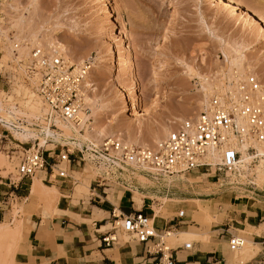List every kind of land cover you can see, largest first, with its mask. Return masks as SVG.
Segmentation results:
<instances>
[{"label":"rangeland","instance_id":"obj_1","mask_svg":"<svg viewBox=\"0 0 264 264\" xmlns=\"http://www.w3.org/2000/svg\"><path fill=\"white\" fill-rule=\"evenodd\" d=\"M215 1L0 0V100L4 110L10 112L14 108L17 111L16 120L24 126L28 125V128L39 130L43 126V116L36 119L32 109L26 105L29 95L35 93L34 102L42 108L46 107L34 85L23 78L12 61L15 56L27 62L31 48L36 43L45 46L47 50L51 45L63 43L71 46L78 57H92L93 61L100 57V66L96 71L92 69L95 75L92 73L91 83L94 85L87 87V93L95 100L90 104L86 101L93 108L88 122H93L94 126L102 128L109 135L119 133L126 140L131 137L138 142L151 143L153 138H164L168 128L175 127L179 120L203 108L212 90H209V83L219 88L224 71L232 69L233 58L238 57L237 66L244 74L255 73L264 88V18L254 11L256 8L250 6L255 1L257 3V0L232 1L235 10L250 23L247 27L232 22L233 19H224L222 13L216 12ZM32 37H35V42L30 44L29 54L21 55L18 48L29 44ZM119 53L129 55H126L129 61L123 69H118ZM235 70L238 71L236 74H243L237 68ZM131 86L137 93V103L133 108L129 100ZM85 127L83 131L80 130V134H73L75 139L80 138L81 142L85 139ZM16 130L17 126L9 128L0 120V186L7 187L10 184L8 188H14L15 191L5 203V213L0 223H12L14 227L19 221L22 224L24 219L23 228L26 231L33 220L46 219L43 210L48 211L47 216L58 211H53L54 199H47L46 195L49 196L43 191L35 194L46 200L41 199L44 209L38 206L39 200L29 194V184L34 177L39 178L38 175L34 179L21 178L18 188L11 184V181L19 178L15 166L22 148L30 145L34 138H38L39 144L42 141L38 136L21 138ZM54 144L62 147L68 145L73 153H77V146H80L65 139L54 141L51 138L44 146L50 148ZM71 158H75L74 154H71ZM241 158H244L243 153ZM261 163L264 168L263 161L258 160L250 163L247 170L234 174L218 171L211 176L209 173H213V169H194L178 175L153 177L150 174L151 180L141 179L147 172L140 171L138 175L134 174L137 170L133 173H119L103 161L97 163L86 158L76 163L79 169L75 173L77 180L73 172L69 171L71 178L43 181L52 185L66 180L71 189L79 188L78 185L82 183L88 184L86 196L81 197L85 201L95 191L106 193L108 198L114 197L111 200L116 201L117 196L128 187L130 189L126 190L132 193L137 206L141 205L143 197L150 199L156 212L155 217L162 216L163 212V216L173 215L183 209L185 215H188L186 221L181 223L183 226L178 230L169 228L173 231L172 235L163 237L165 243L176 246L184 240L207 238V234L201 235L194 231L188 236L183 235L181 232L189 230V225L208 231V228L227 221L229 213L223 209L226 210L231 192L237 195L233 200L244 199L250 205L264 207V180L258 179L256 169ZM111 168L115 173H112ZM169 178L177 185L167 186L164 181ZM75 180L77 183L73 185ZM101 181L103 183L98 185ZM19 205L24 208L18 210ZM177 206V209H172ZM240 206H243V211H247V205ZM207 213L212 216H207ZM235 226L244 242L242 247L231 254L237 251L239 260L250 261L260 250V238L253 237L252 233H261L264 224L249 228L235 221ZM110 227L108 223L106 228ZM114 230L119 240L127 241L129 236L126 232L119 227ZM15 246L16 249H11L10 240L4 237L0 240V264H14L18 244ZM247 247L250 250L243 252V248Z\"/></svg>","mask_w":264,"mask_h":264},{"label":"built area","instance_id":"obj_2","mask_svg":"<svg viewBox=\"0 0 264 264\" xmlns=\"http://www.w3.org/2000/svg\"><path fill=\"white\" fill-rule=\"evenodd\" d=\"M12 61L23 78L34 85L46 107L44 121L53 126L55 117H59L79 124L81 112L88 115L85 121H90L91 109L84 101V79L92 66V57L73 63L64 55L59 44L46 50L36 43L27 62L15 56ZM225 83V88H212L204 107L179 120L156 147L109 135L99 141L84 139L77 146L78 152L73 153L68 145L54 144L46 148L39 144L38 138H34L19 153L15 166L19 178L11 183L17 186L21 178H31L38 171L44 172L43 179L46 181L71 178L67 163L72 159L79 162L86 158L97 163L103 161L119 173L137 170L165 176L194 169L210 171L213 168V173L209 175L214 176L218 171L237 170L242 143H246L250 163L258 160L264 163V151L260 152L253 145L256 142L264 148L263 85L255 73H247L243 78L231 77L225 79ZM197 85L200 86V83ZM80 130L83 131V127ZM71 154L75 158H71ZM110 170L115 173L112 168ZM100 183L103 182L97 184ZM176 214L179 217L185 215L183 209ZM109 223L111 227L102 233L106 244L116 239L114 229L119 227L129 236L127 240L143 243V251L154 258L152 264H174L175 246L168 245L163 239L168 230L157 231L141 209L123 212L114 206ZM191 242L184 240L181 244L188 248ZM243 242L244 238L238 233H231L228 238L232 251L239 249ZM253 264H264V252Z\"/></svg>","mask_w":264,"mask_h":264},{"label":"crops","instance_id":"obj_3","mask_svg":"<svg viewBox=\"0 0 264 264\" xmlns=\"http://www.w3.org/2000/svg\"><path fill=\"white\" fill-rule=\"evenodd\" d=\"M76 163L75 159L67 163V168L73 172L74 176L77 170L79 171L76 168ZM39 173L36 175L46 186L57 189V194H54L53 197V211L58 212L47 216L48 211L43 210V217L46 219L33 220V224L26 227V231H24L25 221L22 219V239L18 243L14 264H152L154 258L143 251L142 242L121 241L115 232V240L109 244L103 241L102 233L108 229L106 226L111 220L112 208L115 206L123 212L141 209L149 217V220L155 218L153 224L160 232L169 228L178 230L183 226L181 223L185 222L188 217V215L179 217L175 213L163 216L164 212L162 216L155 217L156 212L150 199L146 196L143 197L141 205L137 206L132 193L127 192V188L122 191L120 196H117L116 201L111 200L114 197L110 199L106 193L98 191L89 195L88 200L85 201L81 197L86 196L88 184L82 183V185H78L79 188L72 187L71 189L68 186V181L63 180L58 184L50 185L42 179L44 172ZM76 180L73 185L77 183ZM31 183L29 184V194L35 196L39 200L38 206L44 209L41 199L45 202L46 200L31 192ZM10 186V184L7 187L0 186V218L5 213V203L15 192L14 188L11 190L8 188ZM14 187L18 188V185ZM236 197L237 195H233L231 192L226 210L223 209L229 213L227 221L220 222L214 228H208V231L198 230L196 225L187 227L189 230L208 236L191 240V246L188 248L177 244L174 249V264H253L255 262L264 252L262 244L264 229L258 234L249 232L253 237L260 238V250L250 261L239 260L237 251L233 255L231 254L228 238L231 233H237L235 221H239L249 228L263 225L264 207L250 205L244 199L233 200ZM240 205H247V211H243V206ZM19 206L24 208L22 205ZM177 208L178 206L172 209ZM246 239L252 241L250 237Z\"/></svg>","mask_w":264,"mask_h":264},{"label":"bare ground","instance_id":"obj_4","mask_svg":"<svg viewBox=\"0 0 264 264\" xmlns=\"http://www.w3.org/2000/svg\"><path fill=\"white\" fill-rule=\"evenodd\" d=\"M232 1L233 0H216L215 1V5H216V8L218 10L216 12L222 13L224 15L223 16L224 19L227 17L228 20L233 19L232 22H236V23H239V24H244L245 26L246 25H249L250 23L249 24L247 23V19L243 15H241L240 12L238 13L236 11L237 9L235 10L236 7H235V5L233 4ZM255 3H256V1L254 2V4ZM254 4H253V6L252 5H250V6L252 8H254V9L256 8L254 11H257L256 13H258L261 17L264 18V8H263L264 0H257V3L255 5ZM254 14H255V12H254ZM122 31H123V29H122ZM123 33H124V31H123ZM120 37H119V39H120ZM34 38L35 37H32V40H30V43L29 44L27 43L26 45L18 48V50L20 51V54L21 55L22 54L23 55L24 54H29L30 47H31L30 44H33V42H35ZM20 43H21V41H20ZM59 45L63 49L64 55L70 60V62H73V63H78L79 62L80 63V62H82L84 60L83 57L76 56V54L73 51V48L71 46H68V45L63 44V43H60ZM46 50H47V48H46ZM126 55L127 54H124V53L120 54L119 53V55H118V65H119L118 66V69L119 68H122L123 69L124 65L129 61L127 59V56H129V55H127V56ZM100 60H101L100 57H97L95 59V61H92V66H91L88 74L86 75V77L84 79V81H85V87H86V91L84 92V101L85 102L87 101L88 104H90L91 101L93 103L94 98H93V96L91 94L89 95L87 93V89H88L87 87L94 85L93 83H91V81H92L91 79H92V76L95 75L94 70L96 71V68H98V66H100V64H99L100 63ZM237 63H238V57L233 58L232 59V65H231V68L232 69H228V72L224 71L223 77L221 78L222 79L221 80V83L219 84V88L222 89V88H225L226 87L225 79H230L231 77H235V78H243V77H245V75H246V74H244L245 72L244 71L242 72V69L237 66L238 65ZM235 68H237V70L241 71V73H243V74H240V75L239 74H236V73H238V71H236ZM92 69H94V70H92ZM231 71H232V74H231ZM92 73H94V74L92 75ZM213 87H217V86L209 83V90L211 88H213ZM129 92H130L129 93V97H130L129 100L132 103V108H133V107L136 106V103H137L136 102V99H137L136 94L137 93L135 92V90H134V88L132 86H131ZM35 95L36 94L33 93V92L29 95V98H28V100L26 102V105H28V107H30L32 109V111L34 112L32 115H34L36 117V119H41L42 116H43V114L45 113L46 109L43 107L45 109L44 110L42 108V106L40 107V105L38 103L34 102ZM138 99H139V97H138ZM207 99L208 98H206V101H207ZM206 101L203 103V105L206 103ZM131 103H130V105H131ZM3 105L4 104L0 100V120L3 121L4 123H6V125L9 128H13L14 126H17L18 127V130H16V134L18 136H20L21 138L28 139V138H33V137L38 136L42 140L41 141V144H43V145L47 142V140L49 138L53 139L54 141H60L62 139H65V140L69 141V143L80 145L81 144V139L80 138L79 139H77V138L75 139L74 136H73V134L74 133L77 134V135L80 134V128L81 127H84V126H86L85 127L86 128L85 129L86 130V134H85V136H83L85 139H88L89 138V139H94L96 141H99L103 137H105L106 135H109L108 133H105V131L102 128H99L98 126H94L93 125V122L85 121V119H86V117H88V115H84L82 112L80 113L81 114V121H80L79 124H75L73 122L63 120V119H61L59 117H55L53 126H51V124L49 122L44 121V119H41L42 120V123H43V126L39 130H34V129H31V128H28L29 127L28 125L27 126H24V124H22V123H20V122H18L16 120L15 113L17 111L14 108H13V111L8 112V111L4 110ZM29 105H31V106H29ZM96 106H98V105H96ZM89 107H90V109H93V108H91L90 105H89ZM99 107H100V105H99ZM202 107H204V106H202ZM94 108H96V107H94ZM91 112L89 113V115H91ZM28 122H30V121H28ZM171 128L172 127H170V129L168 128V130L166 131V134H167V132H169V130H171ZM19 129H20V131H19ZM118 134H116L114 132L112 133V135H115L117 137H120V135H118ZM153 139H154L153 142L150 143L148 141L138 142V141H136L135 139H133L131 137H128L127 138L128 141L134 142L136 144L137 143L138 144L140 143L141 145H148V146H152V147H156L163 138L162 137H156V138H153ZM253 145L255 147H257V149L260 152H263L264 151V148L261 145H259L258 143L253 142ZM240 148L242 149V153H243V157L244 158H241L242 157V154H241V156H240V158H241L240 159V162H237L236 163L237 170L236 171H230V170L227 169L226 172H228V174H234L237 171L242 172L243 169L247 170L248 165L250 164V155L246 151V143H242V145L240 146ZM256 169H257V172H258V179L263 181L264 180V168L262 166V163L260 165H257ZM139 172L140 171H136L134 174H137L138 175V174H140ZM185 173H188V172H184V173H180V174H185ZM35 175H33L32 178ZM151 175L153 177H155L154 174H151ZM151 175H150V173L149 174L147 173L143 177H141L142 175L141 176L139 175V176L141 177V179L142 178H148V179L150 178L151 179L152 178ZM34 178H33L34 179L33 180V183H31V186H30L31 187V189H30L31 192H33L35 194L37 191H40V192L43 191L44 194L46 193L49 196V197H47V195L45 194L46 195V198L47 199L49 198V200H51L53 197H50V196H55L54 194L52 195V193H55V194L57 193V190L55 189V187L46 186L38 177H34ZM151 180H153V179H151ZM156 180H157V178H156ZM164 182H166L167 186L177 185L176 182H173V179L172 178H169L167 181H164ZM44 194H43V196H44ZM20 208L21 207L18 206L17 209L19 210ZM17 209H15V210H17ZM207 216L210 217V216H212V214L211 213H207ZM154 219L151 218L150 221L153 222ZM209 219L211 220V218H209ZM171 232H173V231L170 230V229H168V232H166L165 235H169L170 236V235H172ZM181 233L183 235H185V236H188V235L192 234L193 231L186 230V231H182ZM21 235H22V224H21V221L17 222V224L14 227L12 226V223H7V222H4L2 224L0 223V240L3 237H4L5 240L6 239L7 240H10L11 241V247H10L11 249H12V247L16 249L17 246H15V245L18 244V241L21 238ZM13 250H12V253H14ZM244 250H250V249H249V247H247L245 249L243 248V252H244ZM7 255H9V254H7Z\"/></svg>","mask_w":264,"mask_h":264}]
</instances>
